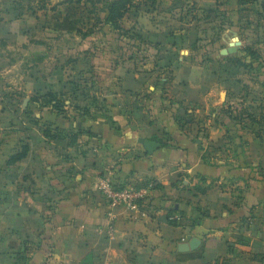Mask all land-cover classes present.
<instances>
[{"label": "crops", "instance_id": "1", "mask_svg": "<svg viewBox=\"0 0 264 264\" xmlns=\"http://www.w3.org/2000/svg\"><path fill=\"white\" fill-rule=\"evenodd\" d=\"M0 1V122L10 116L0 128V264H264V134L244 131L264 129V91L248 90L243 80L245 66L257 72L262 57L257 52L251 61L234 62L242 43L237 35L215 53L194 55L204 47L200 24L217 30L223 40L224 24L231 25L250 3L206 0L193 3L200 8L195 12L183 7V0H169L167 11L178 7L182 26L145 28L153 67L145 74L122 70L120 97L111 91L99 104H81L78 99L87 91L81 82L86 75L98 79L92 56H68L47 77L40 74L46 54L7 57L14 41L38 30L91 36L69 30L65 7L59 15L43 11V18L33 11L36 24L22 30L24 15L11 4L15 0ZM63 1L55 6H64ZM166 1L145 2L138 9L153 13ZM219 18L223 25L217 28ZM213 34L208 37L212 48L219 41ZM232 42L236 51L225 53ZM18 59L28 71L18 90L6 83L5 89L2 73L12 71ZM164 71L174 77L171 89ZM214 86L221 87L218 99ZM49 93L64 97L60 112ZM229 96L242 103L250 97L238 119L226 103ZM209 106L213 111L229 106L226 121L219 122V111L213 113L221 123L211 128L221 132L217 136L198 124ZM240 124L243 133L236 136L232 129ZM58 131L61 138H53ZM244 134L252 135V142L242 139ZM140 138L158 147L150 153ZM245 143L252 146V156L244 153ZM206 144L210 148L203 151ZM24 145L26 157L7 165ZM150 178L158 188L139 208L109 206L107 184L144 186ZM191 237L200 240L199 246L179 251Z\"/></svg>", "mask_w": 264, "mask_h": 264}, {"label": "rangeland", "instance_id": "2", "mask_svg": "<svg viewBox=\"0 0 264 264\" xmlns=\"http://www.w3.org/2000/svg\"><path fill=\"white\" fill-rule=\"evenodd\" d=\"M61 0H52L50 4H47V2H38L36 0H15L11 1V4L14 5L15 9L20 11V15H24V20L21 22L22 24L20 27L23 29L34 26L36 24V19L34 17H31V13L34 11L36 14H38L40 17L43 18L45 10L47 11L48 16H52L53 14L59 15L62 13L64 6H58L56 7L55 4L60 2ZM206 0H183V7L189 8V10L195 9V12L200 11V8L193 5L195 2L200 5ZM261 0H252L250 2V6L248 8L242 9V12L239 14L237 13L234 18H231L232 21H229V23L224 24L226 27L223 29V36L224 39L221 40L220 36H217L216 33L217 30L211 31L210 29L207 30L206 28L202 27L200 24L201 29V35L202 39L200 44L204 45V47L201 50H197V52H193L195 57L202 58L206 57L209 53H215L218 51L219 44L222 46L227 45L234 36H239L241 43V50L237 57H234V62L238 59V61H241L242 59L247 61H251L252 57L254 58L255 55L253 53L258 52L259 55H261V60L263 61L261 65L258 67L257 72H253L252 69L248 65L245 66L244 69V78L246 83L245 85L248 88V90H257V91H264V1L261 3ZM1 2V1H0ZM181 3V2H180ZM170 1L164 2L163 6L159 8L156 12L145 14V11H141V6L136 7V9H132L122 20V28L119 32H115L107 25H102L100 27V31L97 32L94 36H91L87 39H82L76 35L73 34H66V33H56L46 30H38L36 33H32V36H28V38L25 36L17 41H14V45H12L9 49L11 50L10 55L7 57L8 59H11L14 57L15 59L19 58L21 56H24L23 59L26 60L25 56H29L31 59L34 54L38 53H44L46 54V58L42 62L41 68L42 71H40L41 75H52V71L57 69V67L60 66L61 62H63L68 56H84L85 54L87 56H92L93 61L95 62V69L98 73L97 80L94 79L95 75H93L92 80L88 79V75H86V78L84 81L81 82L84 88H87V91H84L82 94V98H80V101L78 99V102L81 104H84L86 102H91L95 104H99L103 97L111 95L109 92L112 91V94L116 97H120V90L122 89V86L125 84V79L123 80V72H125L126 69H132L134 70V73L138 74H145V68L149 69L152 68V61L154 60L153 57L147 56V54L150 53V46L147 44V40H145V28H151L156 27L159 28V30L163 29V27L167 26L172 28L173 26H176L178 24L179 27L182 26L181 22L179 21L180 15H179V8H175L173 12H168L167 8L169 7ZM46 6V7H44ZM55 6L56 9L53 11L51 10V7ZM45 9H42V8ZM238 10V9H237ZM247 12H244V11ZM141 11V12H139ZM35 13H32L35 15ZM219 13V12H217ZM231 14V11L229 12ZM199 14V13H197ZM231 16V15H230ZM232 17V16H231ZM222 18V17H221ZM221 18L218 19L219 23L217 22V28H219L221 25H223L220 21ZM194 23V22H193ZM15 28L19 25L15 23ZM187 24V23H185ZM131 27V28H129ZM178 27V29H179ZM102 28V29H101ZM134 29V30H133ZM206 31L208 32H204ZM128 30V31H126ZM142 30L143 35H140L137 31ZM234 32V33H233ZM214 33V34H213ZM209 34H213L214 40L219 39L218 41V47H211L210 40H209ZM142 36V37H141ZM263 38V40H261ZM40 41H43V43H39ZM223 41V43H222ZM113 48V49H112ZM146 48V52H145ZM113 50V51H112ZM86 52V53H85ZM145 58L146 61L149 60V63L145 66ZM19 59L15 62L16 64L12 66L11 70H4L5 73H2L4 75L3 79V88L6 89V84H10V89L17 88L15 90H18V88L21 86V82L24 80V72L27 73V67L24 65V63L20 62ZM8 61V60H7ZM15 61V60H14ZM148 62V61H147ZM242 62V61H241ZM255 65H257L255 63ZM244 66V65H243ZM123 70V72H122ZM163 71V69H161ZM248 72V73H247ZM68 75L69 73L66 72ZM162 76L169 77L171 79L170 83L167 85V89H171V85L173 86L172 82L174 81V77H171V71H164L161 73ZM259 74V75H258ZM70 77V76H69ZM200 83V82H199ZM199 83L195 82L193 85L196 88H199ZM87 84V85H85ZM9 87H7L8 89ZM9 90V89H8ZM143 90L145 91V85L143 86ZM221 90V87L214 86L212 88V91L214 92V96L218 99V94ZM246 90V89H245ZM244 90V91H245ZM247 90V91H248ZM246 92V91H245ZM249 92V91H248ZM253 92V91H252ZM99 93L101 95H99ZM124 94V93H123ZM226 97V96H225ZM225 97L223 99H225ZM94 99L96 101H94ZM61 100L64 101V97L61 98ZM74 100H77L74 98ZM71 101V100H70ZM250 101V97L248 99H245L243 103L248 105V102ZM215 101L212 100L210 102V105L213 106L212 103ZM227 105L232 104L234 109L237 110V112H234V109H231L233 112L232 114L235 115V118H240V111L242 106L244 107L243 103L240 101L239 98H233L232 96L226 98ZM234 103V104H233ZM255 103V101H254ZM260 101L257 102L259 104ZM76 104V103H73ZM261 105H264V101H262ZM212 106H209L208 108V114L206 115L207 118H203L202 121L199 120V127L203 129H207L210 127V131L212 132L213 136H217L221 132H213L211 128H214V125H219L223 120H227L228 112H225V109L228 107H224L221 110L215 109L213 111L214 107L211 109ZM218 117H220L219 122L216 120V122L213 120V113L218 112ZM224 114V116H222ZM264 114V113H263ZM212 119V123L207 121V119ZM213 117V118H212ZM242 119V118H241ZM10 116H5L3 120L0 122V128L4 127V124L6 126L9 124ZM14 120V119H13ZM263 120V118H261ZM240 121V120H238ZM246 123H243V125ZM242 125V126H243ZM1 131V130H0ZM203 131V130H202ZM234 134L239 135L243 133L241 130V124L240 126H235L234 129H232ZM245 132L251 133L253 135L254 132L259 134H264V129H244ZM211 134V133H210ZM8 135V134H7ZM250 134H244L243 137L247 138L250 142H252L253 136ZM252 136V137H251ZM12 139V137L10 136ZM241 139V142H242ZM236 141H239L236 139ZM262 155L264 156V141H262ZM228 144H231L230 141ZM209 149L210 145L206 144L204 149ZM244 153L248 156H252L251 152L253 151L252 146H247L245 143ZM208 152V150H207ZM212 152V151H211ZM223 156L222 152H218V156Z\"/></svg>", "mask_w": 264, "mask_h": 264}, {"label": "trees", "instance_id": "3", "mask_svg": "<svg viewBox=\"0 0 264 264\" xmlns=\"http://www.w3.org/2000/svg\"><path fill=\"white\" fill-rule=\"evenodd\" d=\"M48 0H42L47 2ZM157 0H65L60 3L64 5V13L71 32L75 31L83 38H87L96 33L102 25L109 26L112 30L120 31L122 28V20L125 16L142 3H155ZM252 0H237L239 5H246ZM56 7L53 6V10ZM218 17H224L223 13H218ZM128 31V30H126ZM49 101L53 102L52 106L61 111L63 100H60L53 94H47ZM62 132L58 131L52 135L53 138H61ZM45 135L51 137L48 130ZM28 153V146L24 145L20 151L13 154L7 161V165H13L21 159L25 158ZM148 182L154 183V189L158 188L155 179H148Z\"/></svg>", "mask_w": 264, "mask_h": 264}, {"label": "built area", "instance_id": "4", "mask_svg": "<svg viewBox=\"0 0 264 264\" xmlns=\"http://www.w3.org/2000/svg\"><path fill=\"white\" fill-rule=\"evenodd\" d=\"M154 189V183L148 182L144 186L137 183L113 185L112 182L106 185L105 194L109 206L114 208H139L142 203L147 201L148 194Z\"/></svg>", "mask_w": 264, "mask_h": 264}, {"label": "water", "instance_id": "5", "mask_svg": "<svg viewBox=\"0 0 264 264\" xmlns=\"http://www.w3.org/2000/svg\"><path fill=\"white\" fill-rule=\"evenodd\" d=\"M237 49V42L231 43V47L226 50L225 53H233L235 52ZM140 143H142L145 147V149L152 153L157 147H158V143L154 142V141H150L144 138H140L139 139ZM200 244V240L197 237H191L190 241L187 243H182L179 245V251H190V250H195Z\"/></svg>", "mask_w": 264, "mask_h": 264}]
</instances>
